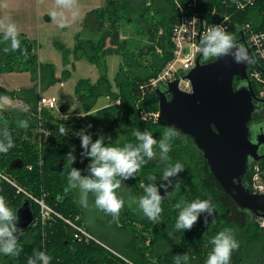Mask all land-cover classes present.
<instances>
[{"label": "trees", "instance_id": "1", "mask_svg": "<svg viewBox=\"0 0 264 264\" xmlns=\"http://www.w3.org/2000/svg\"><path fill=\"white\" fill-rule=\"evenodd\" d=\"M252 10H231L234 15L232 24H235L232 31L238 34V26L251 20ZM176 14L172 0H106L103 7L92 9L85 16L84 24L88 26L93 23L95 37L82 38L76 35L72 48L66 47L59 40L53 41L54 47L61 52L65 67L70 65V69L73 68L72 55L73 60L84 58L98 69L96 82L80 78L75 84L74 96L84 111L81 119H60L49 114L52 111L47 109L37 111L40 93L56 82L68 79L70 69H63L61 76L55 77L51 63L38 61L36 40L22 33H19L22 50L4 53L3 48L10 47V43L0 41V73L28 71L32 81L30 86L17 90L0 87V96L18 99L27 107L0 109V128L7 127L14 142L7 152H0V169L12 176L11 181L4 176L0 179V196L13 209L27 197L19 191L20 188L34 198L43 199L64 218H74L75 221V216L79 214L80 218L74 223L91 231L73 193H63L67 186L66 173L70 168L80 169L82 175L90 174L91 158L83 155L84 149L81 148L77 132L90 123L92 127L87 131L93 140L103 136L104 143L118 146L137 143L134 136L137 129L147 130L153 136L163 135L167 129L165 126L154 118L142 119L140 114L142 111L148 114L158 111V99L155 90L149 87V80L172 58L170 37ZM131 22L137 26L139 34L146 35L149 41L137 53L128 49V37L121 38L122 30L125 32L124 28ZM157 47L160 53L156 51ZM112 54L121 58L113 78L116 90L112 89L107 74L106 58ZM251 85L254 92L258 93L256 84L252 82ZM102 96L108 97V104L94 110L97 99ZM71 102L69 98L70 105ZM9 110L10 116L7 112ZM20 119H28L27 129L18 127ZM97 121H105L104 132H94ZM61 124L67 129L66 135L59 133ZM37 127H43L46 134L33 132ZM116 137L121 138L119 143L114 142ZM168 142L171 143L168 154L171 162L179 161L184 166L181 172L164 180L162 172L168 161L156 162L151 159L138 175L121 179V183L128 186L129 196L143 195L146 184L156 183L164 197L159 221L153 222L143 214H137L134 206L130 207L128 203L115 218L100 211L108 224L114 225L116 233H120L119 236L114 235L109 242L111 245L104 246L94 239H76L72 226L58 217H53L42 226L39 221V205L29 199L36 216V223L27 229L30 237L22 243L23 250L19 256H0V264H27L29 256L43 249L51 256L50 264H126L123 259L112 254L110 249L122 255L128 264H174V257L184 254L189 256L190 264H204L211 249L210 237L224 228H230L239 241V248L232 252L231 264H264V232L258 226L256 217L241 210L224 192L190 137L178 135ZM69 152L75 156L71 164L66 159ZM15 160L21 161L22 166L14 167ZM151 175L156 177L155 181H149ZM249 181L248 169L242 182L249 186ZM196 198L210 199L213 213L202 212L191 229L175 230L176 202ZM135 224L141 226L140 229ZM256 249L258 253L255 254Z\"/></svg>", "mask_w": 264, "mask_h": 264}, {"label": "clouds", "instance_id": "2", "mask_svg": "<svg viewBox=\"0 0 264 264\" xmlns=\"http://www.w3.org/2000/svg\"><path fill=\"white\" fill-rule=\"evenodd\" d=\"M58 5H64L66 0H57ZM56 16L55 11L50 13ZM63 27V25H60ZM0 41L9 42L10 47H4L3 52L16 51L21 49L19 30L14 21L5 22L0 19ZM198 50L202 53L203 63H215L223 56L231 55L236 63H245L249 57L242 45H239L234 36L226 31L221 25H212L202 35ZM258 111H264V102L254 105ZM28 119H20L18 127L27 129ZM92 125L89 123L85 128H81L77 135L80 137L81 148L84 149L83 155L91 158L89 165V175H82L78 168H70L66 173L67 186L63 193H69L73 189H78L77 203L83 208L94 207L95 209L109 214L112 217L119 215L126 200L118 194L121 187V179H128L139 174L140 169L151 160L155 153L153 146L158 143L161 159L167 160L168 164L162 172V179L167 180L171 176L177 175L184 169L179 162L172 163L169 157L171 143L179 135V130L175 125H169L163 133V139L159 142L153 135L145 130L134 131L137 143H124L122 146L104 143V137L99 136L93 140L87 131ZM264 129V122L261 123ZM60 135H66L67 129L63 124L59 126ZM13 139L7 127L0 128V152H7L13 147ZM147 158V159H146ZM71 164L75 156L69 152L66 156ZM149 181H155L156 177L151 175ZM171 182V181H169ZM167 187L166 185H160ZM179 185H177V188ZM89 193H92L93 200L90 203ZM161 195L158 186L154 182L146 184L143 188V195L129 196L128 205H135L136 210L153 222L160 219L162 212ZM177 211L174 228L177 231L191 229L202 212L212 214L214 211L210 199H193L191 201L181 200L176 202ZM207 220V218H205ZM19 216L17 210L13 209L5 199L0 196V256L17 257L22 252V245L19 243L18 236L23 234V229L18 228L17 221ZM171 235V233H169ZM211 249L207 254L204 264H231L232 252L239 248V241L235 238L230 228H224L210 237ZM51 256L46 250H38L27 259V264H50ZM174 264H190L187 254L176 255Z\"/></svg>", "mask_w": 264, "mask_h": 264}, {"label": "water", "instance_id": "3", "mask_svg": "<svg viewBox=\"0 0 264 264\" xmlns=\"http://www.w3.org/2000/svg\"><path fill=\"white\" fill-rule=\"evenodd\" d=\"M248 54V61L236 63L231 55L223 56L215 63H203L202 53L195 65L183 76L190 82L191 90L179 88V79L168 82L166 88L157 87V121L166 128L175 125L179 135L188 136L199 149L208 164L209 171L241 210L255 217H264V193L255 194L242 182L252 160L264 157L260 152L264 141L250 139L248 122L252 117L256 96L249 79L247 67L256 64L244 45V38L235 40ZM234 79L240 84L234 86ZM60 112L67 111L69 98L59 94ZM263 138H264V134ZM14 167L22 162L15 160ZM21 227L27 229L34 223L35 215L30 200L25 197L16 208Z\"/></svg>", "mask_w": 264, "mask_h": 264}, {"label": "built area", "instance_id": "4", "mask_svg": "<svg viewBox=\"0 0 264 264\" xmlns=\"http://www.w3.org/2000/svg\"><path fill=\"white\" fill-rule=\"evenodd\" d=\"M176 9V21L171 30L170 40L173 45L172 58L166 62L162 70L149 80V87L156 89L159 86L166 88L168 82L179 79V88L190 91V82L184 79V74L195 65L200 51L202 35L212 25H221L231 33L235 40L244 38V45L250 49L256 64L247 67L249 79L256 84L258 93L256 96L264 100V0H172ZM243 11L252 8L251 20L241 23L238 34L232 31V9ZM115 103H118L116 101ZM43 109L57 110L58 98L56 96L39 95L37 111ZM147 118L149 115L157 119L158 111L155 113L141 112ZM249 190L255 194L264 193V157L250 162ZM24 191L19 188V191ZM25 192V191H24ZM26 193V192H25ZM39 205V219L44 225L53 217L63 219L74 229L75 238L85 240L94 239L88 232L77 226L68 219L62 217L49 207L43 199H37L27 193ZM258 226L264 232V217H256ZM132 264V263H130Z\"/></svg>", "mask_w": 264, "mask_h": 264}, {"label": "crops", "instance_id": "5", "mask_svg": "<svg viewBox=\"0 0 264 264\" xmlns=\"http://www.w3.org/2000/svg\"><path fill=\"white\" fill-rule=\"evenodd\" d=\"M105 3L106 0H66L64 5H58L57 0H0V19L5 22L14 21L19 33L24 34L29 39L36 40L38 43V61L41 63H51L54 66L55 77L59 78L63 68L70 69L71 66L67 65L65 67L63 65L61 52L54 47L53 41L59 40L66 47L72 48L76 35L82 38H92L95 34V29L92 22L88 26L84 24L85 16L90 10L103 7ZM53 11L57 13L56 16L50 15ZM56 17L58 19L57 22L54 20ZM61 24L63 27L60 26ZM114 56L108 55L106 58L108 66L107 74L109 80L112 82L111 85L114 84L113 78L117 71L116 69L112 73L110 69ZM70 58L73 62V68L70 69L71 71L73 70L71 77L66 81L57 82L43 90L47 91L54 87L60 89V93L72 99L71 105L67 110H70L74 106V103H77L75 101L74 90L69 89L67 84H76L79 78H86L94 83L99 77L98 69L94 64H91L84 58L73 60L72 55H70ZM114 59L117 62L118 68L120 59L119 57L116 58V56ZM31 84L32 81L28 71L0 73V87L7 90L28 87ZM114 86L113 90L115 89ZM40 94L43 95V93ZM53 94L51 96H55ZM103 98L104 101L101 102H98L100 101V97L97 99L94 110L108 104V97L103 96ZM60 106H58L57 110H59ZM23 193L28 199H32L24 191Z\"/></svg>", "mask_w": 264, "mask_h": 264}, {"label": "rangeland", "instance_id": "6", "mask_svg": "<svg viewBox=\"0 0 264 264\" xmlns=\"http://www.w3.org/2000/svg\"><path fill=\"white\" fill-rule=\"evenodd\" d=\"M234 17V15H233ZM55 22H57V17L54 19ZM125 26V25H124ZM125 32H123L122 30V35H121V38H125V37H128L127 41H128V49L134 53H137L140 49H142L143 46H146L149 44V41L147 40V36L146 35H142V34H139L138 30H137V26L135 24H133L132 22L130 24H127L126 27L124 28ZM96 34H94V36L92 37H95ZM65 45V44H64ZM156 51L158 53H160V49L157 47L156 48ZM113 56L115 55L116 58L119 57L120 59V63H121V58L119 55L117 54H112ZM115 56L112 58V64H110V69H111V72L114 73L116 71L117 68V62L116 60L114 59ZM118 61V60H117ZM107 63V62H106ZM54 67V66H53ZM114 67V68H113ZM64 69V68H63ZM63 71V70H62ZM62 71H61V74H62ZM73 71V70H72ZM72 71H70V76L71 77V74H72ZM115 75V74H114ZM68 77V79H69ZM66 79V80H68ZM80 79V78H79ZM78 79V80H79ZM65 80V81H66ZM77 80V81H78ZM97 81V80H96ZM95 81V82H96ZM57 83V82H56ZM7 85H10V84H7ZM115 85V84H113ZM112 85V87H113ZM67 87L71 90H74V87H75V84H67ZM113 89V88H112ZM15 90V89H14ZM17 90V89H16ZM116 90V88L114 89ZM43 93V95L45 96H51L52 93H54L53 95H55L57 98H58V106L61 105L62 103V100L59 98V94H60V89L58 88H50L48 89L47 91H43L41 92ZM74 99V98H73ZM77 103H74V106L70 109V110H67L65 112H59V110H53L52 112H49V114L51 115H54L60 119H67V120H73V119H81L83 118L84 116V111L82 109V106L80 107V102L76 99L75 100ZM74 101V102H75ZM101 101H104V98L102 96V98L100 97V101L98 102H101ZM118 101V100H115V102ZM20 106H24L26 107V105L22 104L20 102V100L18 99H13V98H10L8 96H0V109H5V110H8V109H12L13 107H20ZM80 107V108H79ZM27 108V107H26ZM10 109V110H11ZM7 111L8 112V116L11 115V112ZM143 112V111H142ZM72 114V115H71ZM149 118H152V116H148ZM140 118L142 119H146L144 116H142L140 114ZM45 122V116L43 115V123ZM106 123L105 121H97V124H95V129H94V132L95 133H99L100 131H103L104 130V127H105ZM33 132H43L46 134V130L41 127H37V129H35ZM104 132V131H103ZM97 133V134H98ZM99 137V136H98ZM158 142L163 139V135H154L153 136ZM40 138V137H39ZM120 137H116L114 139V142L116 143H119L120 141ZM39 141V140H37ZM153 150H154V157L152 158V160L158 162V161H162L161 159V154H160V149H159V146H158V143L156 145L153 146ZM4 178L5 179H12V176H10L9 174H6L3 170L0 169V179L1 178ZM10 179V181H11ZM13 183H15L16 185H18L14 180H12ZM19 186V185H18ZM21 187V186H19ZM27 193V192H26ZM29 194V193H28ZM118 194L125 198L126 200V203L125 205H127V199L129 197V194L126 190V186L125 185H121V188H120V191L118 192ZM74 195L77 197L78 199V189H74ZM92 193H89V200H90V203L91 201L93 200L92 199ZM36 197V196H35ZM38 198H41V197H38ZM49 206V205H48ZM134 206V209H135V212L138 214L140 213V211L136 210L135 208V205ZM50 207V206H49ZM81 209L83 210V213H82V216L84 218V220L88 223L89 227L91 228V231H85L89 233H91L93 235V238H95V241L97 243H101L103 244L104 246L105 245H111V243H109L111 241V239H113L114 235L115 236H119L120 233H116L115 229H114V225L112 226L111 224H108L107 220L105 219L104 216H101V214L99 213V210L95 209L94 207H90V208H83L82 206H80ZM54 210V209H53ZM55 212L59 213L58 211L55 210ZM60 214V213H59ZM61 215V214H60ZM62 216V215H61ZM63 217V216H62ZM66 219H68L69 221L71 222H74V218H70V217H66ZM62 220V219H61ZM65 222V221H63ZM66 223V222H65ZM135 227L137 229H140L141 226H139L138 224H135ZM26 240H21L20 241V244L22 245L23 242H25ZM110 249V248H109ZM111 253L114 254L115 256H117L119 259H123L126 264H128V261L122 257V255L118 254L116 251L114 252L112 249H110ZM254 253H258V250L256 249L254 251ZM130 264V263H129Z\"/></svg>", "mask_w": 264, "mask_h": 264}, {"label": "flooded vegetation", "instance_id": "7", "mask_svg": "<svg viewBox=\"0 0 264 264\" xmlns=\"http://www.w3.org/2000/svg\"><path fill=\"white\" fill-rule=\"evenodd\" d=\"M251 81V80H250ZM252 83V82H251ZM233 84H234V86H236L237 84H240V82L238 81V80H236V79H234V81H233ZM164 88V87H163ZM260 99V98H259ZM255 104L256 105H259V104H261V103H259V102H256L255 101ZM262 122H264V111H258L257 109L252 113V117H251V119L249 120V122H248V127H249V131H250V139L253 141V142H256V139H259V140H262V141H264V138H263V135L262 134H264V129H262L261 128V123ZM263 144V143H262ZM261 144V148H260V152H262V150H264V145H262ZM249 167H250V164H249ZM249 183H250V181H249ZM121 185H125L126 186V190H127V192H128V186H127V184L126 183H124V182H122L121 183ZM121 188V187H120ZM76 190V189H75ZM120 191V189L118 190V192ZM72 193H73V196L75 197V199H76V201L78 200L77 199V197L74 195V189L71 191ZM129 194V193H128ZM92 199H93V196H92ZM78 204V203H77ZM79 205V204H78ZM80 206V205H79ZM81 208V207H80ZM81 215H82V213H83V210L81 209ZM99 213H100V211H99ZM101 214V213H100ZM138 214H142V213H138ZM83 217V216H82ZM80 218V215L78 214V215H76L75 216V221L76 220H78ZM74 221V222H75ZM73 222V223H74ZM36 223V216H35V219H34V223L33 224H35ZM32 224V225H33ZM74 224H76V223H74ZM17 225H18V228H21V229H23L24 231H23V234H20L19 236H18V240H19V243H20V241L21 240H24V239H27V238H29L30 236H29V234L27 233V229L29 228H27V229H25V228H23V227H21V224H20V222L19 221H17ZM31 225V226H32ZM77 225V224H76ZM78 226V225H77ZM73 228V227H72ZM82 228V227H81ZM73 233H74V229H73ZM74 236V235H73ZM76 239H79V238H76ZM80 240V239H79ZM6 256V255H5Z\"/></svg>", "mask_w": 264, "mask_h": 264}]
</instances>
